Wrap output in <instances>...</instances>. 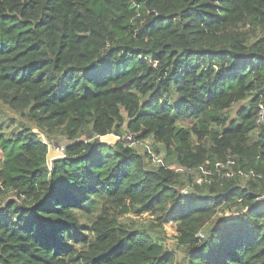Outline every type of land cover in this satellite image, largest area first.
<instances>
[{
	"label": "trees",
	"instance_id": "trees-1",
	"mask_svg": "<svg viewBox=\"0 0 264 264\" xmlns=\"http://www.w3.org/2000/svg\"><path fill=\"white\" fill-rule=\"evenodd\" d=\"M260 107L264 0H0V264H264Z\"/></svg>",
	"mask_w": 264,
	"mask_h": 264
},
{
	"label": "built area",
	"instance_id": "built-area-1",
	"mask_svg": "<svg viewBox=\"0 0 264 264\" xmlns=\"http://www.w3.org/2000/svg\"><path fill=\"white\" fill-rule=\"evenodd\" d=\"M263 117H264V111H263L262 107H260V113L258 115L257 122L259 123V122L263 121ZM112 136L114 138H117V140H119L118 137H115L114 135H112ZM122 141L126 145H128L129 147H132V148H134V147H140L142 149L143 153L147 155L146 160L149 161L152 165H155V166H158V165L164 166V160H163V158H161L159 155H156L154 153L153 149H152V145L150 143L146 142L145 140H138L134 135L126 132L123 135V137H122ZM107 143H110V142L107 141ZM52 145L53 144H51L49 146V150H50V148H51ZM55 148H57L58 151H59V153H60L59 156H56V157L57 158L62 157L64 146H58V147H55ZM51 161H52V159L47 161L49 167H50ZM227 164H232V163L228 162ZM219 167H223L222 164H219V163L218 164H215V168H219ZM181 170L182 169H180V168H176L175 169V171H181ZM201 172H202L203 175H209L210 174V172H205L202 169H201ZM224 175L226 177H230L232 174L230 172H225ZM200 181H201V178H196V182L197 183H199ZM261 198L264 199V196H262Z\"/></svg>",
	"mask_w": 264,
	"mask_h": 264
},
{
	"label": "rangeland",
	"instance_id": "rangeland-1",
	"mask_svg": "<svg viewBox=\"0 0 264 264\" xmlns=\"http://www.w3.org/2000/svg\"><path fill=\"white\" fill-rule=\"evenodd\" d=\"M100 140L103 141V142H106V143H107V141L110 142V143H114V142L118 141L117 138H115L114 140H109V139H107V138L105 139L103 137ZM145 141L153 145V142H152V140L150 138L145 139ZM65 142L66 141L64 139H62V138L57 139V144H53L51 146L50 150L48 151V160H51V159L53 160V159L57 158L56 156H59L60 153H59L58 149L55 148V147L63 146L65 144ZM134 149H136L140 154H143V151H142V149L140 147H134ZM158 155L161 158H164L165 153H164L163 150H160V153ZM1 159H2V153L0 151V161H1ZM232 211H234V208H230L229 210H226L224 212V214H223V217L224 218L233 217L235 214L232 213ZM220 215H222V214H220ZM145 218H146V216L144 215V217H142L141 220H143ZM83 222L87 223V221H83ZM166 232H167V235H168L167 243H166L168 245L167 247L170 248V250H175L176 257H177L178 260H180L181 257H182L181 252L179 250L173 248V243H174V239L173 238H174V235H175L173 224L166 225Z\"/></svg>",
	"mask_w": 264,
	"mask_h": 264
},
{
	"label": "bare ground",
	"instance_id": "bare-ground-1",
	"mask_svg": "<svg viewBox=\"0 0 264 264\" xmlns=\"http://www.w3.org/2000/svg\"><path fill=\"white\" fill-rule=\"evenodd\" d=\"M103 138H107V139H109V140H114L115 138L112 136V135H108V136H105V137H103Z\"/></svg>",
	"mask_w": 264,
	"mask_h": 264
}]
</instances>
